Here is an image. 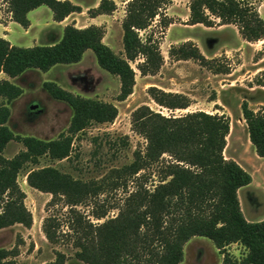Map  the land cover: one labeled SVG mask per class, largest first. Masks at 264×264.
I'll return each instance as SVG.
<instances>
[{
    "label": "trees",
    "instance_id": "obj_1",
    "mask_svg": "<svg viewBox=\"0 0 264 264\" xmlns=\"http://www.w3.org/2000/svg\"><path fill=\"white\" fill-rule=\"evenodd\" d=\"M13 21L24 28L31 25L29 12L48 6L56 21H63L74 12H82L71 0H7ZM171 0H129L122 22V54L104 42L105 28L91 24L77 27L68 24L62 38L50 45L30 47L12 44L0 36V73L16 78L29 70L48 71L53 66L77 63L87 50H92L101 68L116 75L120 81L119 101L134 91L137 64L144 75L156 74L164 56L160 39L153 31L145 37L153 22L160 17L161 26L168 27L172 19L164 12ZM115 0H100L91 16L112 14ZM189 24L213 27L235 25L242 38L253 42L264 38V18L251 0H191ZM171 55L178 59H196L216 73L229 72V65L219 58H208L192 41L172 47ZM264 88V70L254 80ZM49 95L69 104L73 115L69 127L59 138L44 140L35 136L16 135L7 125L11 116L10 104L23 94V88L0 79V229L15 224L31 227L32 212L25 199L18 177L28 164H38L40 158L53 160L71 157L75 137L92 124L113 122L119 110L116 104L75 94L55 81H44ZM151 98L160 106L172 110L187 109L191 98L184 93L166 91L157 86L148 89ZM217 109L219 106L216 107ZM250 141L256 153L264 157V106L252 109L247 101L241 105ZM132 129L146 140L145 149L137 148L133 158L110 168L101 179L84 180L55 166L32 167L26 181L40 191L50 193L47 211L63 205L68 208L67 229L51 214L44 219L43 232L52 243L67 238L76 248L75 255L87 264H181L185 244L195 236L211 239L221 254L222 264H264V219H246L239 189L249 185L252 175L236 160L224 155L231 119L226 114L205 110L180 115H165L141 105L132 112ZM22 142L25 149L14 157L4 155L12 140ZM126 139V137L124 138ZM127 144L125 140L123 142ZM158 173V181L148 186V170ZM122 190L125 196L115 216L103 222H93L77 207L93 202L98 210L93 216L103 219L110 208L100 204L99 197ZM233 243L241 244L246 253L237 258L227 252ZM17 247L0 248V264H14L11 257ZM67 255L57 250L56 258L46 264H66Z\"/></svg>",
    "mask_w": 264,
    "mask_h": 264
},
{
    "label": "rangeland",
    "instance_id": "obj_2",
    "mask_svg": "<svg viewBox=\"0 0 264 264\" xmlns=\"http://www.w3.org/2000/svg\"><path fill=\"white\" fill-rule=\"evenodd\" d=\"M98 0H77L89 7L81 14L70 15L62 24L52 18L51 10L44 6L33 14L35 25L26 33L21 25H12L10 40L24 47L34 45H50L62 38L65 24L86 27L95 20L91 10ZM117 9L109 16L104 15L96 20L105 28L104 42L116 53L122 54L123 27L126 15V4L129 0H115ZM191 0H171L164 11L173 21L168 27L161 26L159 18L153 22L146 36L153 31L160 39V47L164 62L154 75H144L137 64L132 62L136 70V84L133 93L124 101H119L120 81L116 75L100 67L96 55L87 50L81 61L77 63H60L48 71L29 70L24 75L11 80L23 88V94L10 104L11 116L7 125L16 135L35 136L44 140L57 139L69 127L73 115L72 108L66 102L52 98L44 89V81H55L63 88L84 97L96 98L117 105L119 113L113 122L92 124L80 132L74 139L71 157L64 160H53L48 156L40 158L38 164H28L19 174L18 181L26 192L25 203L33 215V224L26 227L15 224L0 229V248L17 247L19 253L11 257L14 264H46L56 258L57 250L67 255L66 264H87L75 255L76 248L65 238L60 243L50 242L43 232L44 219L53 214L67 229L69 220L68 208L59 205L47 211V203L52 195L31 187L26 181L27 171L36 166H55L84 180L101 179L110 168L121 166L133 158L137 148L145 149L146 140L132 129V112L141 105H149L152 109L165 115H180L195 110L226 114L231 119V130L227 137L224 155L227 159L254 166L256 150L249 141L247 124L242 115L241 105L244 101L252 109L264 106V88L255 85L258 73L264 70V38L258 41H247L242 38L238 28L233 24L208 27L203 24H189V4ZM264 18V0H251ZM7 0H0V28L9 20ZM186 41H192L208 58H219L220 63L229 65V72L216 73L202 65L196 59H178L171 55L172 47H178ZM157 86L166 91L180 92L191 98L187 109L172 110L158 105L150 96L148 89ZM219 106L217 109L216 107ZM126 137V139H124ZM127 144H124V141ZM25 149L22 142L12 140L5 148L4 155L14 157ZM264 163V161H263ZM148 186H153L159 177L155 170L146 174ZM264 176L257 179L261 186ZM125 192L114 191L102 194L100 204L110 208L103 219L94 217L93 211L99 208L93 202L79 205L77 208L93 222H103L115 216L118 209L111 207L120 204ZM244 211L254 220L264 217V188H244L241 191ZM227 252L242 258L246 249L239 243L227 247ZM181 264H222V254L215 243L204 236H195L185 247V257Z\"/></svg>",
    "mask_w": 264,
    "mask_h": 264
},
{
    "label": "crops",
    "instance_id": "obj_3",
    "mask_svg": "<svg viewBox=\"0 0 264 264\" xmlns=\"http://www.w3.org/2000/svg\"><path fill=\"white\" fill-rule=\"evenodd\" d=\"M73 3H75V4H78V5H80L81 7H82V9H83V11L82 12H74V13H72V14H75V13H77V14H81V13H83L86 9H88L89 7H86L85 5H82V4H80V3H78L77 2V0H71ZM99 2H100V0H98L97 2H96V5H95V7H97L98 6V4H99ZM44 6H46V5H42V6H40V7H38V8H36V9H34V10H32V11H30L29 12V19H30V21H31V25L28 27V28H24L25 29V32L27 33L34 25H35V23H34V19H33V14L35 13V12H37V11H39L40 9H42ZM94 8V7H93ZM51 10V9H50ZM51 13H52V18H53V12H52V10H51ZM9 20H7L6 21V23H2L3 24V28H0V36H3V37H5V38H7V37H10V35H11V33H10V30L8 29L9 27H11L12 25H20L19 23H17L16 21H13L12 20V17H11V13L9 12ZM72 14H70V15H72ZM69 15V16H70ZM104 15H111V14H100V15H97V16H95V17H92V19L93 20H95V22H93V24H97L98 25V22H96V20H99V19H101V17L102 16H104ZM68 16V17H69ZM68 17H66L63 21H56L54 18V20L56 21V23H59L60 25H63L62 23L68 18ZM67 24H65V26H66ZM23 27V26H22ZM77 27H81V26H77ZM84 27V26H83ZM8 40H10V38H7ZM11 41V43L12 44H14V42L12 41V40H10ZM59 41V40H58ZM58 41H55V42H53L52 44H54V43H56V42H58ZM26 73V72H25ZM24 73V74H25ZM23 74V75H24ZM20 77V76H19ZM0 79H11V80H13V79H15V78H10V77H8L4 72H1L0 73ZM249 141H250V138H249ZM251 142V141H250ZM252 143V142H251ZM256 154V156L258 157V159H261V160H256L255 161V165L254 166H251L250 164H246V163H241L240 161H238V160H236L240 165H242L251 175H252V178H253V180H252V182L249 184V185H247V186H243V187H241L240 189H239V192H238V194H239V199H240V203H241V207H242V210H243V213H244V215H245V217H246V219L247 220H249V221H261V220H263L264 219V217H262L261 219H258V220H254V219H251L250 217H248L247 215H246V213H245V211H244V208H243V204H242V199H241V196H240V194H241V191L244 189V188H247V187H251V188H253V187H255V188H258V189H262V188H264V182H262V184H261V186H259V185H257V179L258 178H261V177H263L264 176V163H263V161H264V157H261V156H259L257 153H255ZM194 238V237H193ZM193 238H191V239H193ZM190 239V240H191ZM189 240V241H190ZM189 241L185 244V247H186V245L189 243ZM219 250V249H218ZM184 257H185V248H184ZM222 261H223V255H222Z\"/></svg>",
    "mask_w": 264,
    "mask_h": 264
}]
</instances>
